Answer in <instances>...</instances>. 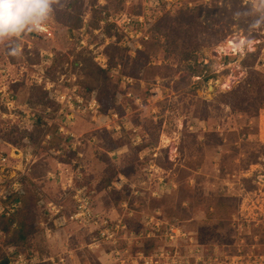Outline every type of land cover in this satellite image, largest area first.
Wrapping results in <instances>:
<instances>
[{"label":"rangeland","instance_id":"obj_1","mask_svg":"<svg viewBox=\"0 0 264 264\" xmlns=\"http://www.w3.org/2000/svg\"><path fill=\"white\" fill-rule=\"evenodd\" d=\"M148 1L51 0L52 37L0 41L28 111L3 110L0 154H31L0 264H264V0ZM144 8L130 55L102 13Z\"/></svg>","mask_w":264,"mask_h":264},{"label":"built area","instance_id":"obj_2","mask_svg":"<svg viewBox=\"0 0 264 264\" xmlns=\"http://www.w3.org/2000/svg\"><path fill=\"white\" fill-rule=\"evenodd\" d=\"M151 1L152 0L148 1L147 6H149V8H157V2ZM97 2L100 4L101 0H97ZM103 16L100 22L102 26L106 25L111 28L113 27L117 34V38H119L118 41L116 40L117 44L125 48L130 55H134L142 50L143 43L149 38V31L155 19V16L149 13L148 8H144L143 12L139 14H132L126 11H105L103 12ZM36 31L46 37H52V30L48 28L46 24H43L39 30ZM97 58H99L98 64H100L102 68H106L108 62L105 60L103 53L98 54ZM91 101L94 103L93 99ZM14 102V95L8 91L7 88H0V115L4 116L2 112L5 109L9 111V117L11 116V111L14 109H18V111L24 113L27 112L28 114V111L20 107L12 108ZM71 103L72 102H69L68 105ZM59 130H61V128ZM25 152L26 151L20 152L17 148H13L10 154H0V216L14 214L20 206V197L25 194V188L21 182L23 176H25L24 167L29 163L31 158L30 152ZM16 157H18L19 161L13 165L12 162ZM76 202L77 212L70 218L76 219L80 215L89 218L91 213L87 201L76 197ZM47 205L51 206V209L58 211L56 206L52 205L51 202H48ZM57 221L60 225V223L63 222V218L59 217ZM54 224H57L56 221ZM17 258L20 259V255H18Z\"/></svg>","mask_w":264,"mask_h":264},{"label":"clouds","instance_id":"obj_3","mask_svg":"<svg viewBox=\"0 0 264 264\" xmlns=\"http://www.w3.org/2000/svg\"><path fill=\"white\" fill-rule=\"evenodd\" d=\"M51 0H0V41H10L15 54V39L26 30H39L48 19Z\"/></svg>","mask_w":264,"mask_h":264},{"label":"trees","instance_id":"obj_4","mask_svg":"<svg viewBox=\"0 0 264 264\" xmlns=\"http://www.w3.org/2000/svg\"><path fill=\"white\" fill-rule=\"evenodd\" d=\"M103 12H105V11H103ZM113 12H116V11H113ZM103 17L104 16H103V13H102V19H103ZM106 27H109V26H106ZM118 40H119V38H117V41ZM117 41H116V45H118ZM25 198H26V190H25V194L22 197H20V206H19L18 210L12 215H7V216L6 215H2V216H0V232L6 234L9 231V229L13 227L14 230H15L14 231L15 234H17L16 235L17 239H14L15 241H12L13 245L17 244V243H23V241H25V239L27 238V233L24 234L25 227H23V226H25V222L23 220H20V221L18 220L16 222V219L18 217H19V219H22V214H20V213L22 212V209H24ZM5 243H7V242H5ZM9 243H11V242L8 241V244Z\"/></svg>","mask_w":264,"mask_h":264},{"label":"bare ground","instance_id":"obj_5","mask_svg":"<svg viewBox=\"0 0 264 264\" xmlns=\"http://www.w3.org/2000/svg\"><path fill=\"white\" fill-rule=\"evenodd\" d=\"M237 37H235V39H236ZM231 40H233L232 38H229L228 40H227V43L229 44V45H231L232 47H236V45L237 44H235L234 42H232ZM243 43V39L242 38H240V43Z\"/></svg>","mask_w":264,"mask_h":264},{"label":"water","instance_id":"obj_6","mask_svg":"<svg viewBox=\"0 0 264 264\" xmlns=\"http://www.w3.org/2000/svg\"><path fill=\"white\" fill-rule=\"evenodd\" d=\"M2 264H6L5 262H2Z\"/></svg>","mask_w":264,"mask_h":264}]
</instances>
